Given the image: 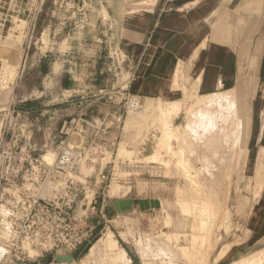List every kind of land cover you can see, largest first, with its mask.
Segmentation results:
<instances>
[{"label": "rangeland", "instance_id": "1", "mask_svg": "<svg viewBox=\"0 0 264 264\" xmlns=\"http://www.w3.org/2000/svg\"><path fill=\"white\" fill-rule=\"evenodd\" d=\"M118 3L0 0V145H19L20 157L22 152L35 158L45 156L50 164L56 161L61 143L77 153L82 149L83 163L77 171H68L36 190L47 200L72 184L81 191L73 210L78 217L90 218L92 230L88 242L75 253L76 264H109L104 248L109 238L117 250L126 245L129 264H133L132 256L136 264H234L264 252V218L256 211L264 194V175L258 185V180L254 182L258 164L262 162L264 167V151L253 163L248 149L253 120L250 105L257 79L244 77L241 88L208 96L195 93L186 84L174 85L172 88L181 92L170 99L144 100L130 95L122 90L129 75L127 67L117 64L116 38L106 35L110 15L118 18L125 14ZM136 9L141 7L130 6L127 13ZM49 27L53 33L66 35L57 39L60 46L51 41L46 31ZM50 49L52 52H46ZM42 52L49 53L44 70L50 62H59V72L62 61L66 62L67 71L57 87L55 81L45 80L38 72ZM74 79L82 87L68 98L71 93L61 86L69 87ZM45 87L44 103L29 107L26 100L35 99L38 90ZM107 94L117 96L114 105L125 99L121 103L125 105L124 122L111 134L113 145H104L109 142L104 139L90 143V132L84 134L86 123L94 116L88 106L113 105L105 98L96 102ZM233 94V103L224 99ZM67 99L79 102L75 100L71 107ZM133 100L138 102L136 109L130 105ZM107 112L100 115L105 117ZM81 120L85 121L83 131L75 129ZM8 193L11 196L5 195L6 200L19 199L17 189ZM141 200H158L161 207L141 211ZM120 201L135 205L119 211L116 204ZM3 204L0 264H49L43 261L47 254H37L28 241L23 245L25 251L38 258L26 262L12 255L6 261L14 234L11 211ZM263 254L252 257L251 263L264 264Z\"/></svg>", "mask_w": 264, "mask_h": 264}, {"label": "crops", "instance_id": "2", "mask_svg": "<svg viewBox=\"0 0 264 264\" xmlns=\"http://www.w3.org/2000/svg\"><path fill=\"white\" fill-rule=\"evenodd\" d=\"M118 4L125 8V14L118 18L110 15L106 35H110L109 39L116 38L119 54L128 60L125 67L129 79L122 90L130 95L144 100L170 99L181 92L173 89L174 85L186 84L195 93L208 96L241 88L244 77L257 79L250 105L253 120L248 142L249 159L255 163L264 151V0H119ZM130 6L141 9L127 13ZM46 31L51 41L56 40V47L60 46L57 39L66 37L61 31L53 33L51 27ZM48 54L40 56L38 72L45 80L55 81L57 87L67 71L66 62L62 61L59 72L56 71L59 62H50L44 70ZM77 82L74 79L69 87L61 86L64 92L71 93L68 98L80 92L82 83ZM46 88L39 89L35 99L26 100L29 107L44 103ZM75 100L79 102L67 99V105L72 107ZM122 100L125 99L120 98L115 105L108 103L110 106L103 103L88 106L94 115L90 120L100 119L103 129L84 132L85 135L90 132V143L104 139L109 141L104 145L114 144L115 137L111 138V134L117 128L112 117L124 112ZM103 111H108V115L102 117ZM256 211L264 218V194ZM122 250L130 256L126 245L122 244ZM52 257L48 253L43 261L49 262ZM130 260L133 264L137 262L133 256Z\"/></svg>", "mask_w": 264, "mask_h": 264}, {"label": "built area", "instance_id": "3", "mask_svg": "<svg viewBox=\"0 0 264 264\" xmlns=\"http://www.w3.org/2000/svg\"><path fill=\"white\" fill-rule=\"evenodd\" d=\"M116 59L120 67H125L128 61L121 54H117ZM115 97L117 96L103 95L96 102L105 98L110 104L114 102ZM130 105L136 109L138 102L133 100ZM125 114L126 112H123L112 117V124L120 127ZM100 122V119H94L86 123L87 130L103 132ZM84 126L85 121H77L75 129H84ZM58 149L56 161L50 164L45 156L35 158L22 150L20 157L17 152L20 150L19 145H0V204L4 203L3 205L11 211L10 221L14 234L13 249L6 261L14 255L19 260L30 262L39 255L51 253L53 257L49 264H68L57 262V256H72L74 261L71 264H76L75 253L90 239V218L86 215L78 217L73 210V204L81 192L77 186H66L61 193L57 192L48 200L36 194V190L44 189L64 173L77 171L83 163L82 149L77 153L64 143H61ZM106 179L104 175L103 180ZM18 180H22L24 184L19 185ZM9 189L19 191L18 200H6L5 195L11 196ZM2 217L0 208V219ZM27 241L32 243L33 250L39 255L31 257L25 251L23 245Z\"/></svg>", "mask_w": 264, "mask_h": 264}, {"label": "bare ground", "instance_id": "4", "mask_svg": "<svg viewBox=\"0 0 264 264\" xmlns=\"http://www.w3.org/2000/svg\"><path fill=\"white\" fill-rule=\"evenodd\" d=\"M230 92V91H229ZM190 94H191V92H190ZM226 94H227V92H226ZM225 94V95H226ZM193 95V94H192ZM228 95V94H227ZM226 101H231L232 103H233V101L235 100V98H234V95H231V97H227V99L226 98H224ZM233 100V101H232ZM227 102V103H228ZM206 103V102H205ZM207 103H209V102H207ZM210 104V103H209ZM168 105V104H167ZM222 105V104H221ZM208 106V105H207ZM216 106V105H215ZM205 107H206V105H205ZM213 107V106H212ZM226 107V106H225ZM166 108V107H165ZM211 108V107H210ZM219 109V108H218ZM162 112V111H161ZM235 112V111H234ZM168 113V112H167ZM223 113V112H222ZM166 114V113H165ZM166 115H164V117H165ZM226 116V115H225ZM230 116V115H229ZM229 116H227V117H229ZM235 118V117H234ZM263 119H264V117H263ZM195 120V119H194ZM226 120V119H225ZM210 124V123H209ZM216 124V123H215ZM180 125V124H179ZM226 125H227V123H226ZM235 125V124H234ZM239 125V124H238ZM237 126V125H236ZM204 128V127H203ZM175 129V128H174ZM205 129V128H204ZM211 129V128H210ZM219 129V128H218ZM180 130V129H179ZM168 131H169V129H168ZM167 131V132H168ZM172 132V131H171ZM201 132V131H200ZM228 133V132H227ZM169 134H172V133H169ZM167 135V134H166ZM224 135V134H223ZM228 135V134H227ZM175 136V135H174ZM225 137V136H224ZM193 138H194V136H193ZM222 138V137H221ZM220 138V139H221ZM169 139V138H168ZM228 140V139H227ZM227 140H226V142H227ZM217 142H218V139H217ZM219 142H220V140H219ZM226 144H228V143H226ZM225 146V145H224ZM230 146V145H229ZM214 149V148H213ZM230 149H232V148H230ZM234 149V148H233ZM225 151V150H224ZM228 151V150H227ZM235 151V150H234ZM219 152V151H218ZM229 152H232L231 150L229 151ZM229 152H228V154H229ZM119 153V152H118ZM121 154H122V152H120ZM119 153V154H120ZM176 153V152H175ZM225 153H226V151H225ZM232 153H234V152H232ZM156 154V153H155ZM220 154V153H219ZM235 154V153H234ZM48 155V154H47ZM50 155V154H49ZM176 155L177 154H175L174 155V157H176ZM156 156V155H155ZM178 156V155H177ZM214 156V155H213ZM149 157V156H148ZM157 157V156H156ZM212 157V156H211ZM147 158V157H146ZM226 158V157H225ZM226 160H227V158H226ZM208 161V160H207ZM221 162V161H220ZM225 162V161H224ZM157 163V162H156ZM227 165H228V163H227ZM214 168V167H213ZM227 168V167H226ZM258 168H260V170H258ZM258 168H257V170H256V174H255V179H254V182H256L255 180H258L257 182H256V184L259 182L260 183V181H262V180H260L259 181V178H260V176L262 175V177H263V175H264V173L262 174V172H264V167L262 166V162H260L259 164H258ZM228 170V169H227ZM227 170L225 169V171H226V173H227ZM212 171V170H211ZM176 172V171H175ZM221 174V173H220ZM228 174H230V173H228ZM198 175V174H197ZM225 175V174H224ZM227 175V174H226ZM225 178H226V176H225ZM229 178V177H228ZM263 180H264V177L262 178ZM189 181V180H188ZM222 182V181H221ZM255 184V183H254ZM258 185V184H257ZM259 185H261V184H259ZM223 187V186H222ZM255 187V186H254ZM115 188V187H114ZM259 188V187H258ZM187 191H188V189H187ZM254 191V190H253ZM252 191V192H253ZM258 191V190H257ZM199 192V191H198ZM183 193V192H182ZM112 194H113V192H112ZM111 194V195H112ZM255 194V193H254ZM196 195V194H195ZM113 196V195H112ZM182 197V196H181ZM194 197V196H193ZM199 198V197H198ZM193 200V199H192ZM205 201V200H204ZM211 201V200H210ZM203 202V201H202ZM212 203V202H211ZM205 204V203H204ZM217 204V203H216ZM182 206V205H181ZM204 206V205H203ZM193 208H194V206H193ZM216 216V215H215ZM207 223V222H206ZM209 224V223H208ZM108 235V234H107ZM109 237H110V235H108ZM160 236V235H159ZM107 237V236H106ZM158 237V236H157ZM162 238V237H161ZM110 239V238H109ZM107 240L106 242H105V240H104V242H105V245H104V248L106 249V251L109 253H107L108 254V256H109V261H108V263L110 264V263H112V264H129V261H128V259H127V256H126V253L123 251V250H117V246H116V243L114 242V240L113 239H110V240ZM103 240H101V242H102ZM163 241V240H162ZM96 244V243H95ZM165 244V243H164ZM171 244V243H170ZM101 245V244H100ZM103 248V247H102ZM97 252V251H96ZM92 253V252H91ZM98 253V252H97ZM258 253H260V254H263L264 252H258ZM260 254H253V256L252 257H259V256H261ZM264 255V254H263ZM86 257V256H85ZM93 257V256H92ZM252 257H250L249 259L247 258L246 260H242V261H244V262H241V261H239V262H234V264H250L251 262H253L254 260H252L253 258ZM94 259V258H93ZM92 259V260H93ZM258 260V259H257ZM257 260L255 259V261L257 262ZM91 262V261H90ZM261 263V262H260ZM251 264H253V263H251Z\"/></svg>", "mask_w": 264, "mask_h": 264}, {"label": "water", "instance_id": "5", "mask_svg": "<svg viewBox=\"0 0 264 264\" xmlns=\"http://www.w3.org/2000/svg\"><path fill=\"white\" fill-rule=\"evenodd\" d=\"M135 203L133 201H120L119 203L116 204V207L118 208L119 211L122 210H130L134 207ZM139 206L141 211H146L149 209H160L161 204L160 201H139ZM56 261L60 263H68L71 264L74 261V258L72 256H57Z\"/></svg>", "mask_w": 264, "mask_h": 264}]
</instances>
